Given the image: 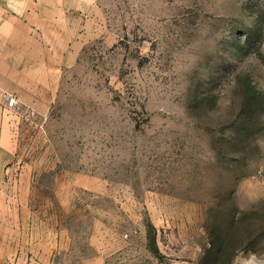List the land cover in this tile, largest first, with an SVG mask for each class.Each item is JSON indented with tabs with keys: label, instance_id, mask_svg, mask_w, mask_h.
I'll use <instances>...</instances> for the list:
<instances>
[{
	"label": "rangeland",
	"instance_id": "374dc122",
	"mask_svg": "<svg viewBox=\"0 0 264 264\" xmlns=\"http://www.w3.org/2000/svg\"><path fill=\"white\" fill-rule=\"evenodd\" d=\"M24 1L0 264H263L264 0Z\"/></svg>",
	"mask_w": 264,
	"mask_h": 264
},
{
	"label": "crops",
	"instance_id": "0c3cea01",
	"mask_svg": "<svg viewBox=\"0 0 264 264\" xmlns=\"http://www.w3.org/2000/svg\"><path fill=\"white\" fill-rule=\"evenodd\" d=\"M24 5H25V8H24ZM21 7H23V9ZM24 11L25 12L29 11V8L26 6V2L24 0H0V30H4L5 32V37H4L5 43L14 40L12 36L14 33V29H18L19 26L22 27L24 20H20L21 15L19 14L23 13ZM11 57L12 56L7 55V54L0 55V96L3 93L9 91V89L12 87V85L10 84L12 82L14 83V79L12 78L16 77V73H15L16 71L14 69L15 67H13V64L11 63L13 61ZM18 73L19 74L17 77H20L21 76L20 71H18ZM5 101L6 100L2 101V103H4V106L7 107V105H5L6 104ZM1 107L3 108V105L2 106L0 105V108ZM2 138H4V135H2L0 132L1 151L4 150L3 148H1L3 147L2 146L3 142H1L3 140ZM2 156H3V153L0 152V160ZM0 170H1V163H0ZM9 217H10V214L0 212V231L5 229L8 232L10 228L15 227V225L11 226L9 224L8 222ZM256 256H257L256 253L252 254V261H254ZM107 257H108V254L103 253V256H102L103 263L106 261ZM261 257L263 260L262 262L264 264V253L261 255ZM240 259H241V256L238 253L233 259L231 264L241 263V261L243 260L240 261ZM254 264H257V262L254 261Z\"/></svg>",
	"mask_w": 264,
	"mask_h": 264
},
{
	"label": "built area",
	"instance_id": "2783aa9c",
	"mask_svg": "<svg viewBox=\"0 0 264 264\" xmlns=\"http://www.w3.org/2000/svg\"><path fill=\"white\" fill-rule=\"evenodd\" d=\"M5 100L8 106H13L16 103V98L13 95H9L8 98H5Z\"/></svg>",
	"mask_w": 264,
	"mask_h": 264
},
{
	"label": "trees",
	"instance_id": "16d2710c",
	"mask_svg": "<svg viewBox=\"0 0 264 264\" xmlns=\"http://www.w3.org/2000/svg\"><path fill=\"white\" fill-rule=\"evenodd\" d=\"M218 250H219V252L222 251L221 248L218 249ZM235 253H236V252H235V250H234V251H232V252H230V253L228 254V257H227V259H228L227 264H231L232 258H233V256L235 255ZM217 254H218V252H217Z\"/></svg>",
	"mask_w": 264,
	"mask_h": 264
}]
</instances>
